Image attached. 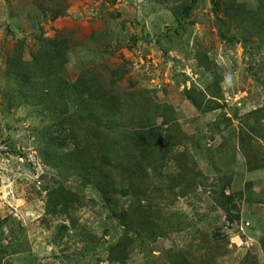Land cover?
Instances as JSON below:
<instances>
[{
	"label": "rangeland",
	"instance_id": "obj_1",
	"mask_svg": "<svg viewBox=\"0 0 264 264\" xmlns=\"http://www.w3.org/2000/svg\"><path fill=\"white\" fill-rule=\"evenodd\" d=\"M0 264H264V0H0Z\"/></svg>",
	"mask_w": 264,
	"mask_h": 264
},
{
	"label": "trees",
	"instance_id": "obj_2",
	"mask_svg": "<svg viewBox=\"0 0 264 264\" xmlns=\"http://www.w3.org/2000/svg\"><path fill=\"white\" fill-rule=\"evenodd\" d=\"M234 195L233 194H225L224 190L219 194L217 199V204L226 212H230V205L234 202ZM230 224L233 222L230 219H227Z\"/></svg>",
	"mask_w": 264,
	"mask_h": 264
}]
</instances>
